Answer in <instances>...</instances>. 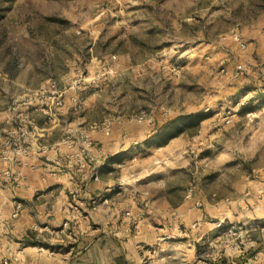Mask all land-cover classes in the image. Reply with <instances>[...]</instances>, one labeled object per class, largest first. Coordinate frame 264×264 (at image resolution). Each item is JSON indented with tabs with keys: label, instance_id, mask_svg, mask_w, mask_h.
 Wrapping results in <instances>:
<instances>
[{
	"label": "rangeland",
	"instance_id": "obj_1",
	"mask_svg": "<svg viewBox=\"0 0 264 264\" xmlns=\"http://www.w3.org/2000/svg\"><path fill=\"white\" fill-rule=\"evenodd\" d=\"M52 85L67 122L85 128L60 142L94 124L119 126L123 136L153 132L116 175L146 191L145 200L165 188L177 203L183 192L200 204L241 202L264 174V0H0V112L20 105L35 124L54 123L61 112L44 114L59 108L53 94L44 108L36 98ZM191 113L208 117L165 145L156 137ZM253 240L259 247H249ZM245 247L239 264H264V231ZM196 248L213 254L207 244Z\"/></svg>",
	"mask_w": 264,
	"mask_h": 264
},
{
	"label": "crops",
	"instance_id": "obj_2",
	"mask_svg": "<svg viewBox=\"0 0 264 264\" xmlns=\"http://www.w3.org/2000/svg\"><path fill=\"white\" fill-rule=\"evenodd\" d=\"M67 110L58 113L54 123L37 120V138L22 144L30 149L27 155H0V264L10 257L17 258L11 264H196L201 244L213 248L209 264H229L234 253L220 250L216 239L223 227L240 219L264 221V174L249 182L246 200L229 203L216 198L200 204L185 192L177 203L165 188L145 200L146 191L118 181L116 175L127 170V160H136L134 154L140 155L149 143V130L131 131L134 137L123 136L114 125L108 135L86 128L93 152L104 164L95 175L77 172L65 160L60 138L85 128L77 118L67 122ZM5 112H0V149L12 129L2 123ZM137 138L144 143L132 151L129 142ZM37 140L49 146L48 153L35 146ZM5 170L9 176L2 174Z\"/></svg>",
	"mask_w": 264,
	"mask_h": 264
},
{
	"label": "built area",
	"instance_id": "obj_3",
	"mask_svg": "<svg viewBox=\"0 0 264 264\" xmlns=\"http://www.w3.org/2000/svg\"><path fill=\"white\" fill-rule=\"evenodd\" d=\"M53 91H50L47 93V91H42L37 95V99H39V105H41V108H44L43 100L45 99V96L47 94H53L49 95L47 98L51 100L55 104V106L59 107H47L48 111L51 109H56L59 112H62L63 110V101L61 98V94L54 89L55 86L52 85ZM7 113L3 119L4 125H11V136L6 137L2 143V148L0 149V155L4 158L9 157L12 153L20 154V155H27L30 152V149L24 148L22 144L24 143H30V139H32V136L37 138L35 135L36 132V124L35 121L30 113L29 110L24 111L20 107V105H11L7 108ZM90 130H97L103 131L106 135L109 134L110 128L109 126H98L94 124L93 126L89 127ZM88 129V130H89ZM89 130V131H90ZM62 145L65 147V153L64 158L66 161L71 163L75 170L79 173H83L86 170L90 171L95 175L100 168L103 166V161L99 160L94 152H93V141L89 136L88 131L80 134L78 137H66L63 141H61ZM137 143L135 142L134 145ZM35 146L38 147V149L46 154L49 151V146L47 144L41 143L39 140L35 142ZM10 171L5 170L2 172L4 176H9ZM16 184L19 183L18 180H15ZM187 197H190L188 194ZM94 209V208H93ZM13 218L17 216L16 213H13L11 215ZM222 222L217 223V227H220ZM196 226L195 223L192 224V228ZM255 229H260L264 231V227H259L255 222L250 221L248 223H231L225 227H223V230L219 233V235L216 237L218 240V245L220 246V250L226 251V252H232L234 253V257L229 260V264H239L237 262V259H239V256L242 255V253L245 250V246L247 242L250 241V236ZM51 254H53L51 252ZM16 257H10V258H3L1 263L2 264H11L13 262H16ZM63 264V263H58ZM196 264H209V260L205 257H200L197 259ZM244 264H250V263H244Z\"/></svg>",
	"mask_w": 264,
	"mask_h": 264
},
{
	"label": "trees",
	"instance_id": "obj_4",
	"mask_svg": "<svg viewBox=\"0 0 264 264\" xmlns=\"http://www.w3.org/2000/svg\"><path fill=\"white\" fill-rule=\"evenodd\" d=\"M208 117L207 113H191L188 115H182L175 119L164 123L158 130L154 131L156 137H160L164 140V145L177 135L184 133L188 128L196 127L201 121ZM117 261H121L117 259Z\"/></svg>",
	"mask_w": 264,
	"mask_h": 264
}]
</instances>
